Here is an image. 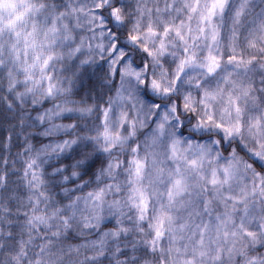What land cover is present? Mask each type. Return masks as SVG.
<instances>
[{
	"label": "clouds",
	"instance_id": "obj_1",
	"mask_svg": "<svg viewBox=\"0 0 264 264\" xmlns=\"http://www.w3.org/2000/svg\"><path fill=\"white\" fill-rule=\"evenodd\" d=\"M0 264H264V0H0Z\"/></svg>",
	"mask_w": 264,
	"mask_h": 264
}]
</instances>
